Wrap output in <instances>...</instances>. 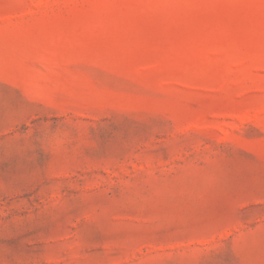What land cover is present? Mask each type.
I'll return each instance as SVG.
<instances>
[{
    "label": "rangeland",
    "instance_id": "rangeland-1",
    "mask_svg": "<svg viewBox=\"0 0 264 264\" xmlns=\"http://www.w3.org/2000/svg\"><path fill=\"white\" fill-rule=\"evenodd\" d=\"M0 264H264V0H0Z\"/></svg>",
    "mask_w": 264,
    "mask_h": 264
}]
</instances>
